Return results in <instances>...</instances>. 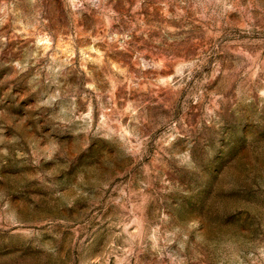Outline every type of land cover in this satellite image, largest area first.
Returning <instances> with one entry per match:
<instances>
[{
  "label": "rangeland",
  "instance_id": "obj_1",
  "mask_svg": "<svg viewBox=\"0 0 264 264\" xmlns=\"http://www.w3.org/2000/svg\"><path fill=\"white\" fill-rule=\"evenodd\" d=\"M0 264H264V0H0Z\"/></svg>",
  "mask_w": 264,
  "mask_h": 264
}]
</instances>
